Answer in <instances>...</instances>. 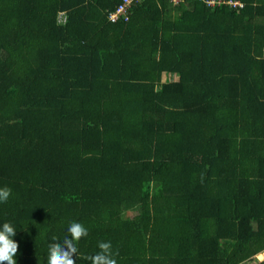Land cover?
<instances>
[{
    "label": "trees",
    "instance_id": "1",
    "mask_svg": "<svg viewBox=\"0 0 264 264\" xmlns=\"http://www.w3.org/2000/svg\"><path fill=\"white\" fill-rule=\"evenodd\" d=\"M121 1L0 0L16 264H264V0Z\"/></svg>",
    "mask_w": 264,
    "mask_h": 264
},
{
    "label": "clouds",
    "instance_id": "2",
    "mask_svg": "<svg viewBox=\"0 0 264 264\" xmlns=\"http://www.w3.org/2000/svg\"><path fill=\"white\" fill-rule=\"evenodd\" d=\"M11 195L7 186L0 188V202H6ZM69 235L63 238V243L54 241L48 245L47 264H76L74 254L79 255L77 243L88 236V229L80 222L73 221L68 227ZM16 229L11 222H5L0 229V264H16L15 256L18 243L13 239ZM98 251L94 255L81 257L90 264H118V252L113 250L111 241H99Z\"/></svg>",
    "mask_w": 264,
    "mask_h": 264
},
{
    "label": "built area",
    "instance_id": "3",
    "mask_svg": "<svg viewBox=\"0 0 264 264\" xmlns=\"http://www.w3.org/2000/svg\"><path fill=\"white\" fill-rule=\"evenodd\" d=\"M137 0H122L120 4L117 6L115 10H113L109 14V19L112 21H117L120 17H124L127 19L129 17V9ZM180 0H175V2H179ZM209 5H215L216 3H220L221 0H205ZM235 4H237L235 2ZM258 257L262 258L263 255H259Z\"/></svg>",
    "mask_w": 264,
    "mask_h": 264
},
{
    "label": "bare ground",
    "instance_id": "4",
    "mask_svg": "<svg viewBox=\"0 0 264 264\" xmlns=\"http://www.w3.org/2000/svg\"><path fill=\"white\" fill-rule=\"evenodd\" d=\"M172 1H173V0H172ZM180 1H181V0H180ZM203 1H204V0H203ZM223 2H224V1H223ZM176 4H177V3H176ZM206 5H207V4H206ZM217 6H218V5H217ZM232 6H233V5H232ZM237 6H238V5H237ZM237 6H236V7H237ZM233 7H234V6H233ZM239 7H241V6H239ZM110 20H111V19H110Z\"/></svg>",
    "mask_w": 264,
    "mask_h": 264
},
{
    "label": "rangeland",
    "instance_id": "5",
    "mask_svg": "<svg viewBox=\"0 0 264 264\" xmlns=\"http://www.w3.org/2000/svg\"><path fill=\"white\" fill-rule=\"evenodd\" d=\"M127 214L130 216V215H132V212L131 213L128 212Z\"/></svg>",
    "mask_w": 264,
    "mask_h": 264
}]
</instances>
